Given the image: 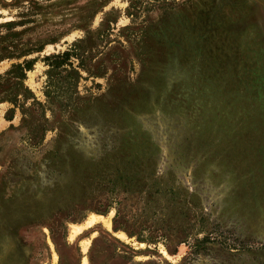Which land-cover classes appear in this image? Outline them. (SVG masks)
I'll return each mask as SVG.
<instances>
[{"label":"rangeland","instance_id":"rangeland-1","mask_svg":"<svg viewBox=\"0 0 264 264\" xmlns=\"http://www.w3.org/2000/svg\"><path fill=\"white\" fill-rule=\"evenodd\" d=\"M88 1L0 0V25L13 23L1 33L43 46L0 62L3 75L34 60L23 84L37 102L0 103V264H264V0H175L156 26L152 0L132 18L127 0L88 18L78 8ZM103 24L87 72L71 59L80 76L67 92L44 58ZM125 172L141 185L159 178L166 193L150 208L105 194L109 178L129 185ZM115 200L134 237L114 232ZM91 215L110 216V228L72 238Z\"/></svg>","mask_w":264,"mask_h":264},{"label":"trees","instance_id":"trees-1","mask_svg":"<svg viewBox=\"0 0 264 264\" xmlns=\"http://www.w3.org/2000/svg\"><path fill=\"white\" fill-rule=\"evenodd\" d=\"M111 0H89L85 5L78 7L79 10H88L91 13L89 14L88 18H93L95 14L100 12L105 6L109 4ZM143 0H127L128 2V7H127V15L129 17H134V14L131 12L136 8L137 4H141ZM155 4H157V8H159L161 12L160 19L155 22L156 25H160L161 21L166 18V15L171 14L172 12L176 11L174 10V4L175 0H152ZM65 1H61L58 4L63 5ZM185 9V8H184ZM11 26H13V23L7 22L5 24L0 25L1 28H5L8 31L11 30ZM78 28L86 29L84 24H81L78 26ZM125 31L132 32V28H124ZM108 28L104 27V24L102 25L101 29L95 31V32H90L87 30L86 36L83 39L77 40L74 42L71 47L57 55H52V56H47L44 58L45 62L47 63V66L49 67L47 74L48 76H60L64 74V77L66 78L65 81L67 82V92L71 90V85L73 82H75V79H77L79 75V70L74 68L73 63L71 61L72 58H75L78 60V68L84 69L86 72L85 64H84V57L83 55L87 52V50L93 49V47H96L98 44L99 39L102 37V34L107 31ZM148 30V29H147ZM144 29H141V36L139 37V41H144L150 40L149 37V32ZM155 30V29H154ZM23 32L19 33H12V32H7L5 34H2L0 31V62L5 60V59H16L19 60L21 58L27 57L31 54L40 52L43 48V46H20L17 44L15 41V38L22 35ZM133 41H137L133 39ZM93 45V46H92ZM115 51V49L113 50ZM34 64V60H24L22 63H15L12 64L11 68L4 73L3 75H0V103L3 102H8L13 105H15L18 102V97L22 96V98L26 101H32V103H37L30 92L29 89H27L23 81L26 78V72L30 71L32 69V66ZM75 75V76H73ZM95 76H99L98 74H95ZM52 86V82L49 81L48 85V90L46 91V97L49 99L48 103L50 105H53L57 100L60 99V96L55 95V92L50 89ZM67 101H72L73 98H71V95L66 97ZM45 131V128L42 130V135ZM132 148L131 145H126V143L123 145L122 149L124 148ZM121 149V150H122ZM135 159H127L124 161L123 159L120 161L124 166H128L131 170V166L134 165ZM105 165H102L104 167ZM105 170H108L105 169ZM126 173V172H125ZM127 176H123L124 178H127V181L129 185L127 184L125 186V183L121 182L122 185H124V188L121 186V188H118L116 183H118V178L117 181L113 180L112 178H109L106 180L103 184V190L105 191V194L110 195H115L113 199H116V195L124 194L127 195L131 198L135 199H142L144 200L143 206L145 207H151L149 205L150 203L155 202L156 196H158L160 193L165 194L166 190L163 188H158L159 185V178H148V176L145 177L144 184H140V180L138 178V175L135 172H129L126 173ZM122 177V178H123ZM121 178V179H122ZM120 179V178H119ZM107 196V197H108ZM139 200V199H138ZM114 200L112 201V203ZM162 202V200H161ZM115 203L117 207H115V217H114V232L118 231H124L126 232L127 236L129 238L134 237L133 234L127 232L123 228L122 221V216L125 212L124 207L120 206V201L115 200ZM101 210H96V212L104 214L107 212L108 208L110 207L109 205H103ZM143 209V208H142ZM138 242H146V243H153L154 240L152 238L148 240H143L141 238H137Z\"/></svg>","mask_w":264,"mask_h":264},{"label":"bare ground","instance_id":"bare-ground-1","mask_svg":"<svg viewBox=\"0 0 264 264\" xmlns=\"http://www.w3.org/2000/svg\"><path fill=\"white\" fill-rule=\"evenodd\" d=\"M97 223H101L107 228H110V216L103 217L99 215H91L89 218L86 219V221L83 224L75 225L71 227V237L74 238L75 236L80 234L82 231L94 226Z\"/></svg>","mask_w":264,"mask_h":264}]
</instances>
